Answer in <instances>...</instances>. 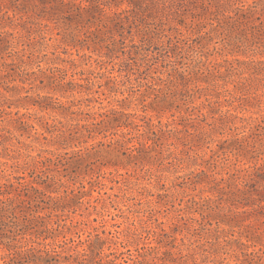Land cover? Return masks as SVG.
Masks as SVG:
<instances>
[{
    "label": "rangeland",
    "instance_id": "1",
    "mask_svg": "<svg viewBox=\"0 0 264 264\" xmlns=\"http://www.w3.org/2000/svg\"><path fill=\"white\" fill-rule=\"evenodd\" d=\"M9 198L0 264H264V0H0Z\"/></svg>",
    "mask_w": 264,
    "mask_h": 264
},
{
    "label": "trees",
    "instance_id": "2",
    "mask_svg": "<svg viewBox=\"0 0 264 264\" xmlns=\"http://www.w3.org/2000/svg\"><path fill=\"white\" fill-rule=\"evenodd\" d=\"M35 191V193L37 192L36 189H33ZM13 199L9 198L7 200H0V220L2 219V217L5 216V213L7 212L8 209V205H10L12 203Z\"/></svg>",
    "mask_w": 264,
    "mask_h": 264
}]
</instances>
